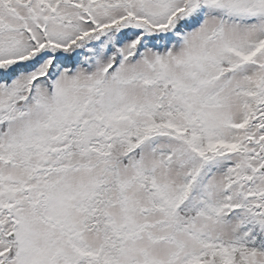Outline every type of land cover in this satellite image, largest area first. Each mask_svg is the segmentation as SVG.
I'll return each instance as SVG.
<instances>
[{
  "label": "snow or ice",
  "instance_id": "obj_1",
  "mask_svg": "<svg viewBox=\"0 0 264 264\" xmlns=\"http://www.w3.org/2000/svg\"><path fill=\"white\" fill-rule=\"evenodd\" d=\"M0 264H264V0H0Z\"/></svg>",
  "mask_w": 264,
  "mask_h": 264
}]
</instances>
